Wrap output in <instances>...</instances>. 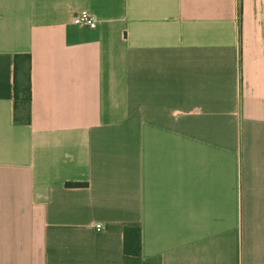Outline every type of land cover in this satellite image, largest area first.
<instances>
[{"label": "crops", "instance_id": "0c3cea01", "mask_svg": "<svg viewBox=\"0 0 264 264\" xmlns=\"http://www.w3.org/2000/svg\"><path fill=\"white\" fill-rule=\"evenodd\" d=\"M0 264H264V0H0Z\"/></svg>", "mask_w": 264, "mask_h": 264}, {"label": "trees", "instance_id": "16d2710c", "mask_svg": "<svg viewBox=\"0 0 264 264\" xmlns=\"http://www.w3.org/2000/svg\"><path fill=\"white\" fill-rule=\"evenodd\" d=\"M14 100L15 120L21 124L30 122L32 85L31 55L17 54L14 59ZM23 115H20V112ZM69 187H82L83 183H69ZM124 253L128 256L141 255V230L139 227H127L124 232Z\"/></svg>", "mask_w": 264, "mask_h": 264}, {"label": "built area", "instance_id": "2783aa9c", "mask_svg": "<svg viewBox=\"0 0 264 264\" xmlns=\"http://www.w3.org/2000/svg\"><path fill=\"white\" fill-rule=\"evenodd\" d=\"M74 23L78 25L86 26L89 29H95L97 26L94 18L88 12L85 11L75 16ZM96 227L98 231L102 230L101 224H98Z\"/></svg>", "mask_w": 264, "mask_h": 264}, {"label": "rangeland", "instance_id": "374dc122", "mask_svg": "<svg viewBox=\"0 0 264 264\" xmlns=\"http://www.w3.org/2000/svg\"><path fill=\"white\" fill-rule=\"evenodd\" d=\"M19 114H20V115H23V112L21 111Z\"/></svg>", "mask_w": 264, "mask_h": 264}]
</instances>
